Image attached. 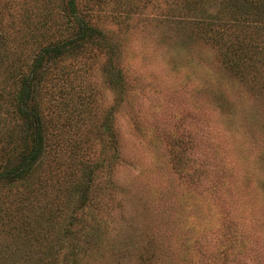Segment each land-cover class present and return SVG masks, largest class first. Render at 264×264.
I'll list each match as a JSON object with an SVG mask.
<instances>
[{
  "label": "rangeland",
  "instance_id": "obj_1",
  "mask_svg": "<svg viewBox=\"0 0 264 264\" xmlns=\"http://www.w3.org/2000/svg\"><path fill=\"white\" fill-rule=\"evenodd\" d=\"M85 1L78 0L80 14L103 41L93 39L58 64L69 72L60 101L69 103L64 114L72 128L43 168L71 182L74 141L87 164L102 167L89 202L96 206L85 208L110 231L113 249L102 264H137L141 244L155 249L159 264H183L178 256L186 251V264H264V97L237 81L199 27L181 20L185 1L94 0L91 12ZM216 1L198 0L196 10L218 11ZM27 2L34 8L41 1ZM106 41L118 46L132 89L123 103L106 83ZM80 93L89 100H79ZM50 99L44 115L53 124L57 101ZM107 117L110 132L102 128ZM20 191L0 190V221H9L4 212L19 219ZM83 219L91 221L88 214ZM7 231L0 225V247L10 243ZM126 243L123 260L117 252Z\"/></svg>",
  "mask_w": 264,
  "mask_h": 264
},
{
  "label": "trees",
  "instance_id": "obj_2",
  "mask_svg": "<svg viewBox=\"0 0 264 264\" xmlns=\"http://www.w3.org/2000/svg\"><path fill=\"white\" fill-rule=\"evenodd\" d=\"M40 1L27 8V0H0V190L21 188L23 194L19 219L4 212L9 221H0L10 240L9 244L2 242L0 264H102L106 250L113 249L110 231L96 215L85 212L86 207L92 210L96 206L89 202L94 200L102 167L87 164L85 150L76 141L71 145L76 172L66 178L71 182H59L61 174L53 170L46 175L43 165L51 152L63 147L62 140L72 128L64 114L69 103L60 101L66 95L62 90L69 84V72L58 64L64 60L61 58L78 55L93 39L103 41V36L80 14L78 0ZM183 1L186 5L178 15L181 20L200 29L208 27L204 31L196 28L201 40L220 50L224 59L219 60L234 72L237 81L245 82L252 95L262 99L264 0H217L218 11L210 13L196 10L198 0H192L191 5L189 0ZM84 3L91 12L90 4L95 1ZM102 47L109 56L103 68L106 83L117 94L118 103H123L132 89L119 68L118 46L106 41ZM77 97L89 100L81 93ZM46 98L57 101L53 124L44 115V108H52ZM110 127L107 117L103 131L110 132ZM51 137L59 140L54 143ZM56 163L61 164L58 159ZM260 183L264 194V181ZM64 186L69 187L64 191ZM64 213L67 218L61 221ZM87 214L91 221L83 219ZM125 248L127 243L117 252L123 260ZM140 250L139 264H159L151 245L141 244ZM178 257L183 264L189 263L187 251Z\"/></svg>",
  "mask_w": 264,
  "mask_h": 264
}]
</instances>
